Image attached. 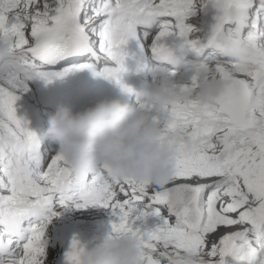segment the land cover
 Listing matches in <instances>:
<instances>
[{
    "label": "snow or ice",
    "instance_id": "snow-or-ice-1",
    "mask_svg": "<svg viewBox=\"0 0 264 264\" xmlns=\"http://www.w3.org/2000/svg\"><path fill=\"white\" fill-rule=\"evenodd\" d=\"M201 13L212 16L203 36L193 23ZM262 25L264 0H0V44H10L24 68L0 76V264H46L48 225L62 210L90 206L111 212L112 233L139 242L143 264H185V256L196 258L190 264H264ZM247 51L256 53L247 66L229 54ZM189 56L209 71H195ZM177 57L190 72L186 84L176 80ZM160 68L178 92L198 90L211 77L227 86L208 103L194 98L158 108L139 100L126 77ZM77 71L135 97L160 124L162 140L179 134L190 141L180 144L170 181L180 183L114 179L103 167L79 172L42 147L17 116V101L28 81L47 85ZM149 218L154 228L134 227ZM83 248L73 238L63 264H79Z\"/></svg>",
    "mask_w": 264,
    "mask_h": 264
},
{
    "label": "clouds",
    "instance_id": "clouds-1",
    "mask_svg": "<svg viewBox=\"0 0 264 264\" xmlns=\"http://www.w3.org/2000/svg\"><path fill=\"white\" fill-rule=\"evenodd\" d=\"M10 48V44H0V76L7 71L24 72L22 58ZM229 54L244 66L256 59L254 51ZM172 63L179 67L182 61L177 57ZM195 71L203 74L209 70L207 65L201 64L195 66ZM151 75V86L136 94L139 100L158 108L174 102H190L194 98L208 103L227 86L225 81L211 77L203 79L198 90L178 92L167 68H160ZM48 124L41 139L56 145L57 152L74 170L91 173L103 167L110 170L114 179L159 187L172 179L180 144L190 142L179 134L162 140L163 130L148 112L138 104L132 107L119 99H104L81 111L59 105L49 115ZM141 255L139 242L133 236L111 233L93 246H85L79 264H143ZM195 259L184 257L185 264Z\"/></svg>",
    "mask_w": 264,
    "mask_h": 264
},
{
    "label": "rangeland",
    "instance_id": "rangeland-1",
    "mask_svg": "<svg viewBox=\"0 0 264 264\" xmlns=\"http://www.w3.org/2000/svg\"><path fill=\"white\" fill-rule=\"evenodd\" d=\"M59 67V65H58ZM21 106V105H20ZM57 151V146L49 147ZM173 183H180V181L169 182V184L165 185V187H171ZM151 191V189H150ZM164 215H167V209H164ZM91 213H97L96 215L99 216L98 218L96 215H91ZM101 217V219H100ZM174 220V218H173ZM114 221V217L111 215V212L108 209L94 207V208H69L67 210H62L60 215L53 219L50 225L49 234H53L55 236L59 235L60 238L62 237V241L59 246L55 245H48L46 246V253H47V262L46 264H56L57 257L59 256L60 246L65 243L66 238L68 235L79 236V226H86L88 225H97V224H105L109 225L110 222ZM157 221L154 218H149L146 222H136L139 224V227L135 226L136 228L141 229L142 231L150 230L156 226ZM76 228L77 231L75 232H67L69 227ZM239 226L233 228H225L221 227L218 229L215 236L211 239L216 240L217 237L224 233H229L238 230ZM90 240H93L92 238ZM64 257V254L61 258Z\"/></svg>",
    "mask_w": 264,
    "mask_h": 264
},
{
    "label": "bare ground",
    "instance_id": "bare-ground-1",
    "mask_svg": "<svg viewBox=\"0 0 264 264\" xmlns=\"http://www.w3.org/2000/svg\"><path fill=\"white\" fill-rule=\"evenodd\" d=\"M24 97H25V95H23L21 98H24ZM21 104H22V101H21V100H18V101H17V105H16V111L19 109L18 107H19ZM94 207H96V206H90L89 208H94ZM96 214H97V213H91V215H96ZM96 217L98 218L99 216L96 215ZM100 219H101V217H100ZM86 226H87V225H86ZM135 226L139 227V224H135L134 227H135ZM139 228H140V227H139ZM83 229H84V226L80 225L78 230H79V232H80L81 234H83V233L81 232V231H83ZM70 231H71V232H75V231H77V230H76V228L70 226L69 229L67 230V232H70ZM73 238H76V237H74V236H72V235H68L66 242L63 243V244L60 246V249L58 248V250L60 251V253H59V256L57 257L56 264H63V257L61 258V256L67 251V249L69 248V246H70V244H71ZM76 239H78V240L80 241L81 245H83L84 247H85V246H87V247H91V246H93L91 243L86 242V241H84V240L81 239V238H76ZM59 245H60V241L58 242V245H57V246H59Z\"/></svg>",
    "mask_w": 264,
    "mask_h": 264
}]
</instances>
